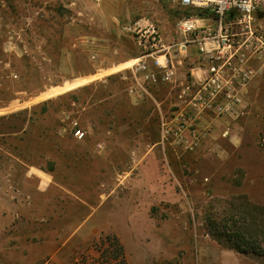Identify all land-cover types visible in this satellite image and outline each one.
<instances>
[{"label": "rangeland", "instance_id": "rangeland-1", "mask_svg": "<svg viewBox=\"0 0 264 264\" xmlns=\"http://www.w3.org/2000/svg\"><path fill=\"white\" fill-rule=\"evenodd\" d=\"M193 13L161 0H0V130L14 131L0 135V264H121L107 236L127 264H264L208 225L264 206V84L236 139L198 156L160 144L169 117L127 96L152 86L132 65L151 49L148 29L178 42Z\"/></svg>", "mask_w": 264, "mask_h": 264}, {"label": "built area", "instance_id": "built-area-1", "mask_svg": "<svg viewBox=\"0 0 264 264\" xmlns=\"http://www.w3.org/2000/svg\"><path fill=\"white\" fill-rule=\"evenodd\" d=\"M161 1L194 13L178 21L183 36L178 42L165 45L155 27L148 29L154 42L144 53L150 59L139 69L149 82L171 81L176 76L174 59L179 54L189 57L193 53L189 47L196 46V61L201 62L205 75L200 81L190 77L179 85L178 98L186 110L171 118L163 117L160 123L163 145L192 151L208 130L200 126L205 114L233 121L247 114L245 95L249 85L264 73V0ZM155 53L170 55L160 61ZM84 135V131L77 130L78 139Z\"/></svg>", "mask_w": 264, "mask_h": 264}, {"label": "crops", "instance_id": "crops-1", "mask_svg": "<svg viewBox=\"0 0 264 264\" xmlns=\"http://www.w3.org/2000/svg\"><path fill=\"white\" fill-rule=\"evenodd\" d=\"M190 50L193 51L189 57H184L183 54H179L177 59H174V66L176 69V76L171 81L162 82L159 83H152V86L149 89H145L141 83H139L140 87L143 89V91L139 90L136 91L134 94H131V92L127 93L128 99H130V102L137 105L139 110H159L161 117L167 116L169 118L173 117L176 113L182 112L183 110H186V105L184 102H182L178 98L179 94V85H181L187 78L194 77L195 80L200 81L203 79L205 72L204 68L200 61H196L198 59L196 55L197 48L194 45H191ZM170 54H156L155 56H158L160 61H164V57H169ZM150 56L146 55H139L134 59V62L132 65L136 66V69H139V65L145 61H148ZM137 63H136V62ZM126 61H124L122 64L125 65ZM125 67V66H124ZM140 70V69H139ZM141 81H144V76L138 78ZM137 81V84L139 82ZM264 84V76L261 75L259 77H256L249 85L248 91L245 95V103L250 104V109H256L257 104L255 101L253 103H250L251 99H255L256 96L261 91V86ZM146 99H150L153 101L151 103L152 105L149 107V109L146 107ZM247 101V102H246ZM238 123H235L230 118H222L219 116H216L214 114H205L200 122V126L202 128L208 127L207 132L202 138V141L198 148L196 149L197 156L200 155L201 151H208L212 149H218L222 148L223 138L228 139H236L237 135V128L243 129V125L239 126ZM230 129L228 135L224 136V132ZM161 144V140L159 141ZM223 149V148H222Z\"/></svg>", "mask_w": 264, "mask_h": 264}, {"label": "trees", "instance_id": "trees-1", "mask_svg": "<svg viewBox=\"0 0 264 264\" xmlns=\"http://www.w3.org/2000/svg\"><path fill=\"white\" fill-rule=\"evenodd\" d=\"M12 116L15 114L8 117ZM12 132L14 131L9 127L5 131L0 130V135L9 138ZM208 225L211 234L225 247L244 255L264 257V206L250 205L239 216H211ZM107 239L114 247L113 257H120L121 264H127L124 246L120 240L116 236H107ZM109 259L110 256H107L106 261Z\"/></svg>", "mask_w": 264, "mask_h": 264}]
</instances>
